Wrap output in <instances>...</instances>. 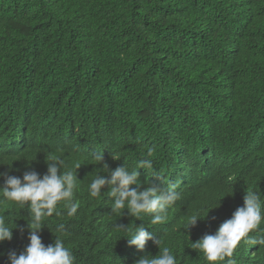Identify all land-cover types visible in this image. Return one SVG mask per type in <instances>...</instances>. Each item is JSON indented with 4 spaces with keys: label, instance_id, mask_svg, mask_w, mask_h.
<instances>
[{
    "label": "trees",
    "instance_id": "obj_1",
    "mask_svg": "<svg viewBox=\"0 0 264 264\" xmlns=\"http://www.w3.org/2000/svg\"><path fill=\"white\" fill-rule=\"evenodd\" d=\"M100 153L110 170L151 158L138 190L188 173L208 180L194 213L202 220L159 237L178 264H208L191 242L215 234L246 191L264 200V0H0V173L42 177L53 155L73 171L81 165L76 217L61 209L46 218L42 242L59 235L75 264L157 256L156 244L141 252L116 227L158 234L149 216L121 217L114 198L89 196ZM1 212L16 225L0 243V264H10L3 253L30 243V212ZM261 247H238L237 264H264Z\"/></svg>",
    "mask_w": 264,
    "mask_h": 264
},
{
    "label": "clouds",
    "instance_id": "obj_2",
    "mask_svg": "<svg viewBox=\"0 0 264 264\" xmlns=\"http://www.w3.org/2000/svg\"><path fill=\"white\" fill-rule=\"evenodd\" d=\"M149 149L147 157L152 156ZM98 165L103 164L88 185L91 198L107 196L114 198L111 204L112 212L121 217L127 214L141 220L142 216H149L150 223L160 232H149L144 224L135 229L117 224L116 227L126 233L128 245L135 246L144 252L148 242L156 244L160 252L157 256L144 255L137 264H178L177 256L169 247L161 248L159 237L167 234L168 230L194 227L199 220L198 214L203 206L208 180L199 173H188L178 185L170 180L156 184L146 181V187H140V173L144 168L148 172L154 168L151 158L139 159L133 169L126 166L110 170L104 162V155L100 153L93 157ZM114 159H118L113 156ZM48 170L42 177L36 171H26L13 175L0 173L5 183L0 188V243L13 239V229L10 227L1 211H7L19 205L30 212L28 220L30 243L20 254L4 252L2 257L8 256L10 264H75V256L71 249L65 246L59 235H55L54 245H45L40 235L44 227V220L53 215L60 216L61 209L66 210L68 217H76L81 207L80 201L75 199L79 190L77 170L81 165H75V171L68 168L65 160L60 156L47 158ZM192 176V177H190ZM137 185L136 188L132 187ZM107 188V191H102ZM169 212V215H168ZM169 216V218H168ZM208 216V215H207ZM177 217L176 222L172 219ZM207 218V217H206ZM205 219V218H204ZM264 200L256 191H246L244 206L239 207L227 220L221 219L217 224L215 234H206L201 240L191 242V248L203 253L208 264H237L234 253L241 245H263L264 252ZM151 230V229H150ZM58 231L64 232L61 224ZM121 240V239H120ZM10 251V249H9Z\"/></svg>",
    "mask_w": 264,
    "mask_h": 264
},
{
    "label": "bare ground",
    "instance_id": "obj_3",
    "mask_svg": "<svg viewBox=\"0 0 264 264\" xmlns=\"http://www.w3.org/2000/svg\"><path fill=\"white\" fill-rule=\"evenodd\" d=\"M215 180L209 181L208 185H211L214 183Z\"/></svg>",
    "mask_w": 264,
    "mask_h": 264
}]
</instances>
